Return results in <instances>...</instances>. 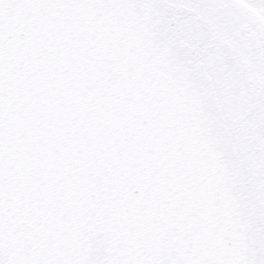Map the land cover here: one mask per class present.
I'll list each match as a JSON object with an SVG mask.
<instances>
[{"label": "snow or ice", "instance_id": "1", "mask_svg": "<svg viewBox=\"0 0 264 264\" xmlns=\"http://www.w3.org/2000/svg\"><path fill=\"white\" fill-rule=\"evenodd\" d=\"M0 264H264V0H0Z\"/></svg>", "mask_w": 264, "mask_h": 264}]
</instances>
